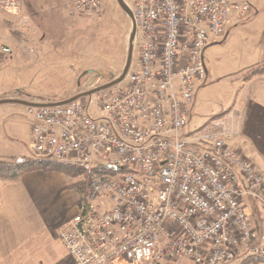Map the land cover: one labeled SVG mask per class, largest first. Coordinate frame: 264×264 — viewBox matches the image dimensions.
Wrapping results in <instances>:
<instances>
[{"label": "built area", "instance_id": "obj_1", "mask_svg": "<svg viewBox=\"0 0 264 264\" xmlns=\"http://www.w3.org/2000/svg\"><path fill=\"white\" fill-rule=\"evenodd\" d=\"M102 1L68 0V13L98 16ZM129 8L139 51L122 82L29 108L33 154L89 176L60 244L74 264L264 261L246 205L264 215V174L229 148L237 133L224 124L185 132L204 49L247 20L250 5L134 0ZM20 11V0H0V12Z\"/></svg>", "mask_w": 264, "mask_h": 264}, {"label": "rangeland", "instance_id": "obj_2", "mask_svg": "<svg viewBox=\"0 0 264 264\" xmlns=\"http://www.w3.org/2000/svg\"><path fill=\"white\" fill-rule=\"evenodd\" d=\"M20 1L19 15L0 12V100L62 101L54 97L74 96L121 75L131 23L116 0H103L98 16L78 18L69 16L68 0ZM124 2L130 7L134 0ZM249 19L235 22L230 31V27L227 29V37L206 49V75L194 82L185 132L200 131L219 120L238 100L242 76L249 74L241 68L245 64L240 63V56L249 53L248 46L254 43L245 25ZM3 47L12 52L6 53ZM138 51L133 41L131 63L136 61ZM261 68L250 72H263ZM33 122L28 107L0 105V162L39 159L30 149ZM171 264L192 263L177 260Z\"/></svg>", "mask_w": 264, "mask_h": 264}, {"label": "crops", "instance_id": "obj_3", "mask_svg": "<svg viewBox=\"0 0 264 264\" xmlns=\"http://www.w3.org/2000/svg\"><path fill=\"white\" fill-rule=\"evenodd\" d=\"M229 1L247 2L251 7L250 19L244 24L254 43L248 46L249 53L240 56V63L245 64L241 68L245 74L252 68L264 69V0ZM228 34L227 30L226 37ZM240 83L238 100L213 122L236 131V137L228 142L229 148L264 174V71L247 79L243 75ZM77 200L71 180L58 172L32 171L17 182L0 181V264H74L58 234L78 214ZM246 205L263 244L264 215L252 200L247 199Z\"/></svg>", "mask_w": 264, "mask_h": 264}, {"label": "trees", "instance_id": "obj_4", "mask_svg": "<svg viewBox=\"0 0 264 264\" xmlns=\"http://www.w3.org/2000/svg\"><path fill=\"white\" fill-rule=\"evenodd\" d=\"M254 69L256 68H252L251 70ZM250 71L249 74L246 76V79L255 74L261 73L259 71L262 70H255L252 72ZM32 171L58 172L65 175L71 181H76L74 184H72V189L74 190V192L77 194L78 197L77 205H80L82 200L85 198V195L87 193L89 176L84 174L82 171L78 169L65 166L62 164H57L47 159L22 161L13 164L0 162V181L5 183L17 182L24 173L32 172ZM261 263H264V261L253 257L246 258L241 263L235 262V264H261Z\"/></svg>", "mask_w": 264, "mask_h": 264}, {"label": "water", "instance_id": "obj_5", "mask_svg": "<svg viewBox=\"0 0 264 264\" xmlns=\"http://www.w3.org/2000/svg\"><path fill=\"white\" fill-rule=\"evenodd\" d=\"M117 5L119 6V8L125 13V15L129 18L130 23H131V32L129 35V40H128V54H127V59H126V63L124 66V69L121 73V75L117 78H115L113 81H111L110 83L95 89V90H90L84 93H80L77 94L75 96H72L71 98H68L66 100L60 101V102H56V103H51V104H43V103H34V102H26L23 100H16V99H4V100H0V105H5V104H18V105H22L25 107H31V108H37V107H50V106H62V105H67L81 97H85L88 96L96 91H100V90H104L107 89L109 87H112L118 83H120L126 76L130 64H131V58H132V52H133V41H134V37H135V24L133 21V15L132 12L130 10V8L125 4L124 0H116ZM4 51H8V49L6 47H3ZM102 76V75H101Z\"/></svg>", "mask_w": 264, "mask_h": 264}]
</instances>
